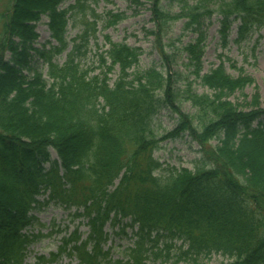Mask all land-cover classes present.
Listing matches in <instances>:
<instances>
[{"label":"trees","instance_id":"16d2710c","mask_svg":"<svg viewBox=\"0 0 264 264\" xmlns=\"http://www.w3.org/2000/svg\"><path fill=\"white\" fill-rule=\"evenodd\" d=\"M65 1L8 0L3 6L0 0V264L24 263L28 247L44 235L22 230L37 223L32 210L50 203L79 209L74 217L87 219L89 234L82 239L76 227L50 258L39 257V264L64 254L78 264H164L171 257L174 264H201L212 255L222 257L220 264H264V120L252 126L262 112L254 109L259 95L246 103L252 110H243L230 97L251 78H233L223 62L203 73L202 61L207 20L220 16L224 46L239 21L234 42L240 45L264 27V0H179L177 13L163 0H151V34L161 64L145 70H135L140 48L108 36L109 47L98 54L97 64L84 67L100 17L86 0L62 8ZM74 13L85 28L67 52ZM42 15L56 44L48 40L38 47ZM111 16L106 27L125 18ZM181 19L198 37L168 53L163 38L169 24ZM65 52V62L58 63ZM183 53L186 75L171 69ZM35 58L47 65L48 78L33 65ZM195 84L212 92L198 93ZM186 103L193 113L182 111ZM162 109L179 121L160 133L155 117ZM184 134L200 146L195 168L156 173L161 164L154 151ZM50 148L58 160L51 159ZM47 191V200L37 199ZM119 215L131 217L139 229L134 246L112 261L103 248L104 226L115 225Z\"/></svg>","mask_w":264,"mask_h":264},{"label":"rangeland","instance_id":"374dc122","mask_svg":"<svg viewBox=\"0 0 264 264\" xmlns=\"http://www.w3.org/2000/svg\"><path fill=\"white\" fill-rule=\"evenodd\" d=\"M95 11L101 15L102 18L99 20L97 25L96 37H91L89 40V49L87 57L82 60L84 67L90 66L91 64H97L98 54L108 49V44L105 36H108L113 42L127 43L131 47L140 48L141 56L140 62L135 70H145L152 66L160 67L161 56L156 48V38L151 31L155 29V23L153 20L152 1L142 0V4L139 6L130 5L128 0H86ZM8 3V0H2L3 6ZM76 0H67L64 7L70 4H75ZM165 8L171 10L174 13L179 11V0H163ZM117 13H124L125 18L115 25L106 28V22L110 20L111 15ZM82 17L76 16L74 13V19L69 21L67 30V40L70 42V46L67 52L73 45V39L82 33L85 28L82 23ZM219 17L214 16L210 20L205 22L204 30L206 34L205 49L202 58L203 61V73L209 72L211 69L218 67L221 62L224 63L226 71L233 77L247 76L251 78V82L247 84L242 91L238 90L231 95L230 100L233 103H239L245 111L252 110L251 106L246 104L253 100L255 94L259 95L258 108L264 110V27L258 31H254L252 38L249 41H243L240 45L234 42L237 37L238 22L233 23L229 41L226 46L221 43L219 35L220 23ZM92 21L91 18L88 19ZM48 18L42 16L41 20L36 24V31L39 34V38L36 46L41 47L46 41L51 39L50 31L47 26ZM184 20L174 21L169 24L170 28L167 35L163 38L165 49L168 53L171 49L182 48L185 44L196 39L198 32H194L184 28ZM254 48V51H253ZM67 52L57 57L58 63H63L66 60ZM9 57V54L8 56ZM185 53L177 57V62L171 65V69L174 72H181L183 75L187 74V70L183 63L187 62ZM33 65L38 66L43 71L44 78H48L47 65L43 60L35 58ZM166 72V71H165ZM119 69L109 74L111 83L117 78ZM190 80L194 79L193 75H189ZM181 83V82H180ZM182 88H184L183 83ZM180 84V85H181ZM193 88L198 93H211L212 91L204 88L200 85H193ZM254 108V109H258ZM182 111L184 113H193L194 109H191L188 103L182 104ZM264 117V114L260 117ZM179 121V117L176 113L171 112L168 109H162L155 117V127L157 130L162 132H168L174 129ZM258 120L254 122V125ZM51 158H57L54 150H50ZM155 157L161 163V170L157 173L165 174L169 171V168H190L194 169L197 161L201 157V151L198 143H196L189 135L185 134L182 137L176 139H168L159 145V148L155 151ZM49 165H46L48 167ZM44 197H40L43 199ZM68 211L56 206L49 205L44 207L41 211H35L41 223L47 224L46 227L42 228L43 233H49L53 231V224L57 225L59 229H64L68 226L70 231L75 226L79 225L80 230L87 235L88 227L86 220L73 219L68 216ZM131 218H125L122 222V226L126 223H130ZM120 228H112L111 225H107L105 230L109 234L108 243L106 248L111 246L112 258H121L123 251L126 247L131 246L132 240V229L127 226L126 231L129 232L128 236L125 234H119ZM37 229L34 231L36 232ZM63 231V230H61ZM61 234L53 233L50 238H45L42 242H38L29 248L27 259L25 264H34L36 257L42 254H48L51 251L56 250ZM180 244V242H179ZM68 257L62 258L55 264H78L77 260H71ZM222 257L219 255H212L210 260H203L201 264H220ZM189 260L182 262L181 264H189ZM159 264V263H155ZM165 264H174V258L171 257Z\"/></svg>","mask_w":264,"mask_h":264}]
</instances>
